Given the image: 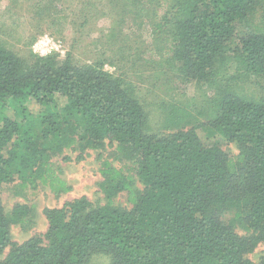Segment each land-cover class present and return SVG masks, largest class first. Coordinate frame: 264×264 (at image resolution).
<instances>
[{"label": "trees", "instance_id": "obj_1", "mask_svg": "<svg viewBox=\"0 0 264 264\" xmlns=\"http://www.w3.org/2000/svg\"><path fill=\"white\" fill-rule=\"evenodd\" d=\"M125 2L139 24L153 19L149 51L159 66L211 88L204 124L237 143L238 153L200 137L196 124L149 133L135 88L103 60L79 63L66 52L26 62L0 42V184L17 176L21 185L67 191L49 152L75 144L84 152L110 140L136 156L143 185L132 167L105 161L104 204L79 197L48 208L45 233L18 244L9 224L27 222L29 207L18 204L8 215L0 200V264H86L96 253L107 264H264V256L245 257L264 243V93L245 87L264 80V0ZM241 23L249 33L236 32ZM170 112L180 120L188 113L175 104ZM121 192L131 209L115 205ZM229 206L231 219L222 214ZM235 221L250 233L238 235Z\"/></svg>", "mask_w": 264, "mask_h": 264}, {"label": "rangeland", "instance_id": "obj_2", "mask_svg": "<svg viewBox=\"0 0 264 264\" xmlns=\"http://www.w3.org/2000/svg\"><path fill=\"white\" fill-rule=\"evenodd\" d=\"M127 8L125 0H0V42L26 62H31L36 56H45L34 51L37 48L34 44L39 39H51L57 44L59 49H51L48 54L55 53L58 58L70 52L79 63L103 60L106 71L115 76H125L135 88L134 93L147 114L146 129L149 133L196 124L200 137L214 142L230 155L237 154V143L219 135H210L204 124L207 118L200 114L205 112L211 88L202 83L198 84L201 87L196 88L195 81L182 82L174 72L159 66L160 59L149 51L153 19L147 17L139 24L127 13ZM248 28L241 23L236 32L249 33ZM125 54L130 56L123 58ZM245 87L251 93L262 94L264 80L257 78L247 81ZM174 104L183 106L188 112L182 120L170 114L171 105ZM49 158L56 174L68 184L67 191L56 194L40 183L34 188L29 183L21 185V179L17 176L10 182L0 184V200L8 215L18 204L29 207L27 222L9 224L10 241L13 243L43 235L47 229L45 211L48 208L61 207L65 202L79 197H85L95 206L104 204L100 184L105 161L115 167H132L136 185L139 189L143 188L135 171L136 156L131 152L117 151V144L110 140H103L98 147L84 152H80L77 144L59 153L50 151ZM114 203L121 209L133 207L123 192L114 197ZM233 213L234 207L229 206L222 214L224 218L231 219ZM234 230L238 235L250 233L241 221L234 222ZM8 250L9 246L3 255ZM263 256L264 243H259L245 254L246 258L255 262ZM107 262V256L96 253L86 264Z\"/></svg>", "mask_w": 264, "mask_h": 264}, {"label": "built area", "instance_id": "obj_3", "mask_svg": "<svg viewBox=\"0 0 264 264\" xmlns=\"http://www.w3.org/2000/svg\"><path fill=\"white\" fill-rule=\"evenodd\" d=\"M36 46L37 48H35L34 51H37L39 55H47L48 53L51 52V49H55V50L59 49L57 44L51 42V39H47V40L39 39L34 44V47Z\"/></svg>", "mask_w": 264, "mask_h": 264}]
</instances>
